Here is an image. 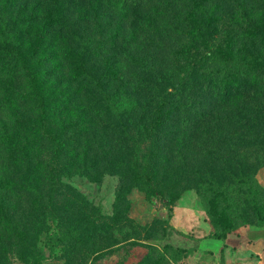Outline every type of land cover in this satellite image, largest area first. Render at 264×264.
Segmentation results:
<instances>
[{"label":"rangeland","instance_id":"obj_1","mask_svg":"<svg viewBox=\"0 0 264 264\" xmlns=\"http://www.w3.org/2000/svg\"><path fill=\"white\" fill-rule=\"evenodd\" d=\"M231 1L225 0L224 4L230 6ZM38 8L29 25L30 34L45 35V45L38 53L58 56L57 60L45 58L42 68L51 70L58 64L64 74L46 77L67 78L72 84L65 52L68 48L78 52L80 46L61 33L50 30L44 34L43 6ZM236 9L230 14L222 13L213 32L205 37H189L188 53L197 56L232 34H236L237 44L248 22L264 18V0H247ZM80 11L76 6L67 14L74 18ZM0 64L5 67L13 61L0 59ZM122 67L123 71L130 70L131 64L125 62ZM28 90L29 79L17 67L1 78L0 134L18 132L24 155L14 144H3L0 138V180L9 178L15 183L12 191L0 186V264H151L148 250L158 252V264H264V224H256L251 208L241 204L251 189L257 190L258 202H264V127L243 125L237 119L228 122L219 115L209 119L211 127H206L207 131L168 130L162 123L164 118L162 121L155 116L159 104L145 100L142 93L138 99L148 109L139 128L131 130L125 139L124 152L135 153L131 157L136 158L137 179L121 177L120 170L103 172L96 179L82 174L59 178L58 174L76 171L71 152L57 153V142L39 139L33 132L39 109L34 100L21 96ZM239 105L253 108L248 100ZM145 116L154 119L153 126ZM51 118L47 125L52 135L63 138L75 130L74 108ZM110 119L114 120L112 116ZM213 191L219 194L217 212L210 211L208 203ZM79 201L105 215L100 225L104 233L96 231L94 251L86 257L83 251L66 252L64 246L71 244L69 239L58 243L53 252L48 247L51 232L55 231L53 241L62 235L61 224L88 218L77 210ZM29 207L33 209L29 211ZM224 220L235 224L225 238L233 247L235 242L242 246L238 259L232 258L234 248L229 251L232 255L223 252L220 259L215 252L219 239L208 236L218 232ZM238 233L244 238L236 241L234 235Z\"/></svg>","mask_w":264,"mask_h":264},{"label":"trees","instance_id":"obj_2","mask_svg":"<svg viewBox=\"0 0 264 264\" xmlns=\"http://www.w3.org/2000/svg\"><path fill=\"white\" fill-rule=\"evenodd\" d=\"M246 1L232 0L226 6L225 0H0V59L13 61L5 67L0 64V81L15 67L29 79V90L21 96L31 98L38 106V125L33 132L39 139L57 142V153L70 151L76 167V171L57 177L82 174L96 179L103 172L120 170L121 177L135 180L139 176L134 168L136 158L131 157L135 153L124 154L125 139L131 130L139 128L148 109L138 99L142 93L145 100L159 104L155 116L162 121L164 118L162 123L168 130L207 131L206 127H211L209 119L219 115L228 122L237 119L243 125L264 127V18L248 22L237 44L236 34H232L197 56L188 53L189 37L210 34L222 13L230 14ZM39 5L43 6L44 34L52 30L80 46L78 52L69 48L65 52L72 84L67 78L46 77L64 75L58 64L51 70L42 68L45 58L57 60L58 56L38 53L45 45V35L30 34L29 25ZM76 6L81 11L72 18L67 12ZM125 62L131 64L130 70L123 71ZM243 100L251 102L253 108L241 107ZM70 108L75 110L71 124L75 130L63 138L52 135L47 121ZM148 121L153 126L154 119ZM155 127L158 129V124ZM17 133L2 132L1 142L14 144L24 155ZM13 184L9 178L0 180V186L9 191ZM251 191L241 204L249 206L256 224L262 225L264 202H258L257 190ZM218 195L213 191L208 199L212 212H217ZM118 196L116 192L117 200ZM77 210L88 218L61 224L62 235L53 241L55 231L51 232L48 247L53 252L64 239L71 240L64 246L68 253L83 251L86 257L94 251L96 231L104 233L100 225L105 215L87 202L79 201ZM222 223L218 232L208 235L222 241L215 251L220 259L225 236L235 226L227 220ZM147 254L151 264L159 263L158 252L148 250Z\"/></svg>","mask_w":264,"mask_h":264},{"label":"crops","instance_id":"obj_3","mask_svg":"<svg viewBox=\"0 0 264 264\" xmlns=\"http://www.w3.org/2000/svg\"><path fill=\"white\" fill-rule=\"evenodd\" d=\"M235 237H236V241H239V240H242V238H244L243 236H242V234L240 235V233H238L237 235H234ZM242 236V237H241ZM239 237H240V239H239ZM258 239H260L259 237H258ZM222 241L219 239V242H218V244H217V248H218V246L220 245V243H221ZM224 242H225V248H224V252L225 253H228L229 254V251H230V249H233V255H232V253L231 254H229V256L230 255H232V258H234V259H238V257H237V255H239V254H241V251H240V249H242L241 247H240V245H239V242H237V245H236V242H235V244H234V247L232 246V245H230V242L228 241V240H226V238L224 239ZM216 248V249H217Z\"/></svg>","mask_w":264,"mask_h":264}]
</instances>
